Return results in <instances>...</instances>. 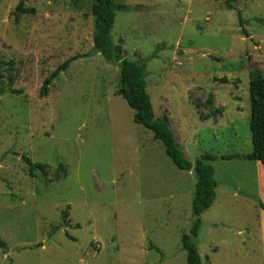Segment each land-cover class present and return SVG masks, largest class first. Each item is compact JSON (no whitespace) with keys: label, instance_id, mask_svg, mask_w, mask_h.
<instances>
[{"label":"rangeland","instance_id":"374dc122","mask_svg":"<svg viewBox=\"0 0 264 264\" xmlns=\"http://www.w3.org/2000/svg\"><path fill=\"white\" fill-rule=\"evenodd\" d=\"M20 1L33 14L15 13ZM92 4L0 0V264H187L183 235L202 264H264L257 163L220 159L251 152L264 0L118 1L110 37L145 63L154 117L168 118L191 164L216 157L203 160L217 185L196 236L193 171L135 122L116 94L119 62L82 58L94 48ZM24 157L44 172L30 174Z\"/></svg>","mask_w":264,"mask_h":264},{"label":"trees","instance_id":"16d2710c","mask_svg":"<svg viewBox=\"0 0 264 264\" xmlns=\"http://www.w3.org/2000/svg\"><path fill=\"white\" fill-rule=\"evenodd\" d=\"M120 0H93L92 15L94 48L110 62H119L120 84L116 94L121 96L128 107L134 111V120L146 129L151 131L153 139L160 142L164 147L165 155L172 161L175 167L182 171H193L195 184L191 199V214L194 219L191 235L196 236L200 225V216L207 210L214 198L216 182L213 177V168L203 160L213 161L216 159L212 155H204L191 164L184 156L180 146L169 127L167 117H154L149 96L145 88V63L137 60H127L121 57V47L112 43L110 32L116 11L121 7ZM34 9L24 8L22 1L15 8V13L33 14ZM241 24V19H239ZM245 32V31H244ZM68 62L63 63L55 69L44 81L41 87V94L45 93L48 85L55 79L59 72L64 70ZM19 91L12 90V94ZM249 100V122L251 152L241 156H226L220 159L230 160L232 158H242L243 160L256 162L264 170V77L261 75L250 76L248 82ZM24 162L29 167L31 174L34 169L44 172V165L32 163L30 159L24 157ZM264 195V193H262ZM258 206L264 211V203L258 201ZM182 248L186 252L187 264H202L195 244L191 236L183 235L181 238ZM0 249L6 250L7 246L0 237Z\"/></svg>","mask_w":264,"mask_h":264},{"label":"crops","instance_id":"0c3cea01","mask_svg":"<svg viewBox=\"0 0 264 264\" xmlns=\"http://www.w3.org/2000/svg\"><path fill=\"white\" fill-rule=\"evenodd\" d=\"M257 171H258V188L262 194L264 193V170L262 169V167L257 165Z\"/></svg>","mask_w":264,"mask_h":264},{"label":"water","instance_id":"95a60500","mask_svg":"<svg viewBox=\"0 0 264 264\" xmlns=\"http://www.w3.org/2000/svg\"><path fill=\"white\" fill-rule=\"evenodd\" d=\"M95 53H99V51H98V49L93 48L92 51L89 53V55L84 56V57H82V58L90 57V56H92V55L95 54Z\"/></svg>","mask_w":264,"mask_h":264}]
</instances>
